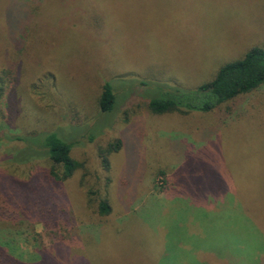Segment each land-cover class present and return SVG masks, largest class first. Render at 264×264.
Wrapping results in <instances>:
<instances>
[{"label":"rangeland","instance_id":"1","mask_svg":"<svg viewBox=\"0 0 264 264\" xmlns=\"http://www.w3.org/2000/svg\"><path fill=\"white\" fill-rule=\"evenodd\" d=\"M252 47L264 48V0H0L12 214L0 250L33 264H264V83L210 111L150 108ZM106 82L117 103L103 112ZM51 132L80 163L64 181L44 150Z\"/></svg>","mask_w":264,"mask_h":264},{"label":"trees","instance_id":"2","mask_svg":"<svg viewBox=\"0 0 264 264\" xmlns=\"http://www.w3.org/2000/svg\"><path fill=\"white\" fill-rule=\"evenodd\" d=\"M264 83V48L252 47L244 57L228 62L223 65L216 76L209 82L202 84L191 96L185 95H164L162 98H153L150 108L154 113L178 111L183 106L202 111H210L219 104L231 100L241 94L252 91ZM117 103V95L114 84L106 82L102 86L99 98V108L103 112L113 110ZM74 143L57 132L46 133L45 153L55 165L63 167V172L52 170L56 181H64L69 178L80 163L72 155ZM122 147L121 139L110 142L102 149V162L110 168L109 156ZM7 199L0 193V218L8 219L12 216L9 212ZM110 203L102 200L99 204L101 215H108L111 212ZM47 256V254L45 253ZM23 257L13 253L0 250V264H33L32 259L23 260ZM43 262V257L41 258ZM40 261V262H41Z\"/></svg>","mask_w":264,"mask_h":264}]
</instances>
